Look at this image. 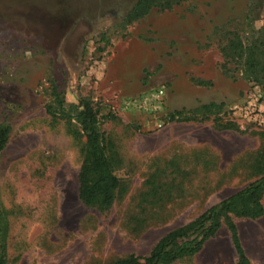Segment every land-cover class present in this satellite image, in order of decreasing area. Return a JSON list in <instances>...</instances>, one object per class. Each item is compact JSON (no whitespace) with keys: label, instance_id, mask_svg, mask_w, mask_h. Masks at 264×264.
Returning <instances> with one entry per match:
<instances>
[{"label":"rangeland","instance_id":"rangeland-1","mask_svg":"<svg viewBox=\"0 0 264 264\" xmlns=\"http://www.w3.org/2000/svg\"><path fill=\"white\" fill-rule=\"evenodd\" d=\"M136 1L0 0V125L11 128L0 152L7 264L146 256L264 175V125L254 122L264 112V82L224 51L236 35L264 41V0H162L129 21ZM50 80L67 108L89 97L99 110L123 189L106 211L79 198L86 138L75 135V121L46 112ZM158 89L159 110L124 104ZM249 104L251 118L238 112ZM201 154L210 157L198 162ZM229 216L252 264H264V215ZM229 221L174 264H238Z\"/></svg>","mask_w":264,"mask_h":264},{"label":"trees","instance_id":"trees-1","mask_svg":"<svg viewBox=\"0 0 264 264\" xmlns=\"http://www.w3.org/2000/svg\"><path fill=\"white\" fill-rule=\"evenodd\" d=\"M162 0H137L128 13L129 21L142 18ZM226 55L241 60L244 71L255 82H264V41L244 42L236 35L224 47ZM50 101L46 112L52 119L66 117L79 125L75 135L85 136L84 160L78 174L79 198L87 206L106 211L112 207L122 189L121 178L116 174L115 160L100 129L99 110L92 98L82 97L77 104L66 107L65 94L59 90L54 80H50ZM211 110L212 103L203 106ZM175 117L172 115V118ZM235 124L227 128L234 127ZM10 126L0 125V152L6 147L10 137ZM156 190H154L155 195ZM264 175L237 193L208 208L187 225L170 231L162 237L146 256L128 255L111 264H174L181 258L201 252L207 241L216 237L228 218L231 239L238 257V264H252L247 256L237 223L229 214L245 219H257L264 215ZM0 264H7L3 249H0Z\"/></svg>","mask_w":264,"mask_h":264},{"label":"built area","instance_id":"built-area-1","mask_svg":"<svg viewBox=\"0 0 264 264\" xmlns=\"http://www.w3.org/2000/svg\"><path fill=\"white\" fill-rule=\"evenodd\" d=\"M164 97V90L158 89L152 92H148L147 94L129 99L124 100V104L126 107L129 108H138V109H144V108H153L154 110H159L161 108V102ZM164 100V99H163ZM252 104H249V107H245L244 109H240L238 112L244 114L245 116L252 117V112H250L249 109H251ZM256 110V108L254 109ZM254 122L260 123L259 125H264V112H261V114H255ZM158 126L160 128L164 127L162 123H158Z\"/></svg>","mask_w":264,"mask_h":264},{"label":"crops","instance_id":"crops-1","mask_svg":"<svg viewBox=\"0 0 264 264\" xmlns=\"http://www.w3.org/2000/svg\"><path fill=\"white\" fill-rule=\"evenodd\" d=\"M177 129V128H176ZM173 130H175L174 129V127H170V128H168V130L166 131V135L168 134H172V132H173ZM198 144H201V145H204V144H211V141L209 140V139H201V140H199L198 141ZM205 159H203V157H201L200 155V157L198 156V162H202V160H204V161H206V160H208L209 159V157H210V155L208 156L207 154H201Z\"/></svg>","mask_w":264,"mask_h":264}]
</instances>
